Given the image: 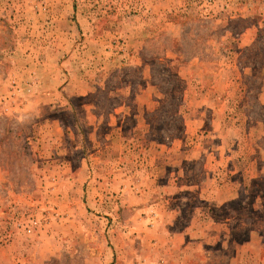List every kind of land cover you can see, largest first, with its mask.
Instances as JSON below:
<instances>
[{"label":"rangeland","instance_id":"374dc122","mask_svg":"<svg viewBox=\"0 0 264 264\" xmlns=\"http://www.w3.org/2000/svg\"><path fill=\"white\" fill-rule=\"evenodd\" d=\"M174 209L264 264V0H0V264H155Z\"/></svg>","mask_w":264,"mask_h":264},{"label":"crops","instance_id":"0c3cea01","mask_svg":"<svg viewBox=\"0 0 264 264\" xmlns=\"http://www.w3.org/2000/svg\"><path fill=\"white\" fill-rule=\"evenodd\" d=\"M178 212L179 211L174 209L168 214H157L161 222L158 226V230L162 238L166 241L162 249L164 255H160L154 261L155 264H193L192 259H196L199 255H203V248L201 250L200 246L204 244H199L196 240L199 239V235L190 227L179 229L177 224L178 218H180Z\"/></svg>","mask_w":264,"mask_h":264}]
</instances>
